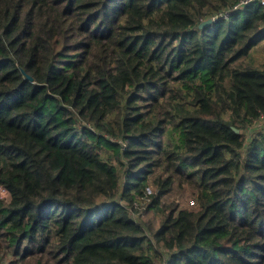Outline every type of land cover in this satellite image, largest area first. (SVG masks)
Wrapping results in <instances>:
<instances>
[{"label":"trees","instance_id":"trees-1","mask_svg":"<svg viewBox=\"0 0 264 264\" xmlns=\"http://www.w3.org/2000/svg\"><path fill=\"white\" fill-rule=\"evenodd\" d=\"M238 2L0 0V264H264V7Z\"/></svg>","mask_w":264,"mask_h":264},{"label":"rangeland","instance_id":"rangeland-1","mask_svg":"<svg viewBox=\"0 0 264 264\" xmlns=\"http://www.w3.org/2000/svg\"><path fill=\"white\" fill-rule=\"evenodd\" d=\"M251 63L255 66H260L262 63H264V41H261L255 49L251 53ZM149 187L150 190L154 191V186L152 185V182L149 180ZM0 196H5V191L0 188ZM192 200V196L190 193L189 188L186 189H178L174 187L172 191L161 197L160 201L164 204H170V203H177L178 206L182 209H189V210H196L197 206L195 204H190V201ZM142 207L139 208V213L142 211ZM6 258L9 259V255H6ZM6 260L2 261V264H5Z\"/></svg>","mask_w":264,"mask_h":264},{"label":"built area","instance_id":"built-area-1","mask_svg":"<svg viewBox=\"0 0 264 264\" xmlns=\"http://www.w3.org/2000/svg\"><path fill=\"white\" fill-rule=\"evenodd\" d=\"M250 3H257V4H259V5H261V6L264 7V0H239V2L234 6L233 9H239V8L245 6V5L250 4ZM228 11H229V10L220 13V14H219V17H221V18H226V17L229 15V12H228ZM213 20H214V19H213ZM260 116H261V117H260L259 122H258V123H255V124L253 125L252 128H255V127H256L257 125H259L260 123H264V113L261 114Z\"/></svg>","mask_w":264,"mask_h":264},{"label":"water","instance_id":"water-1","mask_svg":"<svg viewBox=\"0 0 264 264\" xmlns=\"http://www.w3.org/2000/svg\"><path fill=\"white\" fill-rule=\"evenodd\" d=\"M212 22H213V19H207V20L201 22L198 27L202 28V27H204L206 25L211 24ZM27 79L31 80L29 77H27Z\"/></svg>","mask_w":264,"mask_h":264}]
</instances>
